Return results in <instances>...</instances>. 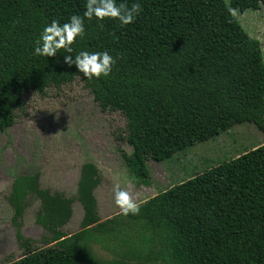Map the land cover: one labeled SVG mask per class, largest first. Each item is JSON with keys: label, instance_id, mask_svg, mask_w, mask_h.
I'll return each instance as SVG.
<instances>
[{"label": "trees", "instance_id": "16d2710c", "mask_svg": "<svg viewBox=\"0 0 264 264\" xmlns=\"http://www.w3.org/2000/svg\"><path fill=\"white\" fill-rule=\"evenodd\" d=\"M125 2L141 4L134 23L86 20L83 36L71 45L72 55L106 50L116 59L109 76L85 79L63 63V49L53 57L32 54L42 28L82 14L85 0H0V134L14 125L25 93L44 95L76 79L104 110L125 117L132 148L126 165L145 187L153 183L150 160H171L236 125L254 124L264 134L261 43L233 13L264 8V0ZM39 183L37 172L14 179L12 223L26 248L22 221L29 197L35 198L42 242L54 245L27 247L10 264H264V144L159 192L134 214L100 223L95 191L101 177L93 163L81 168L76 198ZM76 201L84 210L82 230L67 237L63 229ZM96 233L134 250L100 260L90 248Z\"/></svg>", "mask_w": 264, "mask_h": 264}, {"label": "rangeland", "instance_id": "374dc122", "mask_svg": "<svg viewBox=\"0 0 264 264\" xmlns=\"http://www.w3.org/2000/svg\"><path fill=\"white\" fill-rule=\"evenodd\" d=\"M233 13L247 34L260 41L264 58V8ZM23 102L14 125L0 134V264L21 259L27 247L37 251L54 245L42 242L46 233L36 222L40 203L33 197H29L21 228L27 247L23 248L18 241L9 200L13 181L19 175L37 172L42 189L76 198L81 168L85 163H93L101 177L95 191L100 223L122 213L113 201L114 186L126 190L140 206L159 192L264 144V134L254 124L236 125L213 140L189 147L171 160L162 163L150 160L153 183L145 187L131 178L126 165L125 156L131 155L132 148L126 139L125 117L104 110L80 79L60 88H49L44 95L29 91ZM83 216V207L76 201L73 216L63 229L67 237L82 230ZM96 236L90 248L100 260L124 258L126 251L134 250L119 239L98 233Z\"/></svg>", "mask_w": 264, "mask_h": 264}, {"label": "clouds", "instance_id": "9594fccd", "mask_svg": "<svg viewBox=\"0 0 264 264\" xmlns=\"http://www.w3.org/2000/svg\"><path fill=\"white\" fill-rule=\"evenodd\" d=\"M82 14H72L67 22L60 23L52 19L47 23L34 43L32 54L39 57H53L63 49V63L69 67L75 66L85 79L107 77L112 72L116 59L108 51H79L72 55V44L85 32V21L95 20L102 23L112 19L121 26L134 23L142 12L139 2L129 6L125 0H85ZM113 201L124 214L138 212V207L126 190L119 186L113 188Z\"/></svg>", "mask_w": 264, "mask_h": 264}]
</instances>
